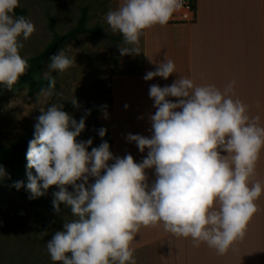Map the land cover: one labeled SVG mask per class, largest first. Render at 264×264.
I'll use <instances>...</instances> for the list:
<instances>
[{
    "label": "clouds",
    "instance_id": "1",
    "mask_svg": "<svg viewBox=\"0 0 264 264\" xmlns=\"http://www.w3.org/2000/svg\"><path fill=\"white\" fill-rule=\"evenodd\" d=\"M18 6L19 0H0V85L8 88L29 68L20 55L24 44L19 38L26 41L35 32L30 19L16 15ZM182 6L183 0H124L109 10L106 23L126 45L117 46L120 55L141 54L144 31L166 26ZM49 61L48 87L38 93L44 97L54 95L56 80L50 73L64 72L76 63L63 50ZM173 73L175 64L165 57L144 79L167 80ZM234 85L232 81L223 90L212 84L197 86L182 76L171 85H151L149 96L156 109L149 117L152 134L126 137L141 153L147 149L140 163L130 154L114 157L107 141L89 152L92 139L77 142L85 118L77 122L62 103L40 109L26 152L27 167L35 169L36 175L28 172L26 185L15 181L13 186L25 188L29 199L56 186L55 211L60 214L61 205L70 210L73 219H65L62 230L46 243L51 260L136 264L133 240L141 228L148 227L162 226L177 238H190L193 247L203 243L218 255L242 241L258 211L256 201L264 193L261 182L253 179L264 150V126L259 116H249L247 105L232 98ZM71 103L78 106L75 97ZM101 108L107 118V105ZM98 134L103 138L106 129ZM147 169L154 170L151 184ZM7 175L0 166V179Z\"/></svg>",
    "mask_w": 264,
    "mask_h": 264
},
{
    "label": "crops",
    "instance_id": "2",
    "mask_svg": "<svg viewBox=\"0 0 264 264\" xmlns=\"http://www.w3.org/2000/svg\"><path fill=\"white\" fill-rule=\"evenodd\" d=\"M123 2L110 0L107 10H115ZM140 48L141 54L118 60L108 79V116L105 118L101 111L97 117L110 136L114 157L130 154L135 162H142L147 149L141 153L135 142H128L127 134L151 136L149 117L156 109L149 88L153 84L171 85L181 76L197 86L212 84L221 90L235 81L232 98L247 105L249 116H259L264 126V0H195L191 23L146 29ZM165 57L174 62L176 73L167 80L155 77L146 81L145 74L155 71ZM168 99L175 102L177 98ZM146 175L151 184L154 170L147 169ZM253 179L264 186V150ZM256 204L258 211L245 238L225 255H218L203 243L193 247L190 238H177L162 226L148 227L141 228L133 240L136 264H264V193Z\"/></svg>",
    "mask_w": 264,
    "mask_h": 264
},
{
    "label": "rangeland",
    "instance_id": "3",
    "mask_svg": "<svg viewBox=\"0 0 264 264\" xmlns=\"http://www.w3.org/2000/svg\"><path fill=\"white\" fill-rule=\"evenodd\" d=\"M19 6L26 10V18L35 26L28 40L19 38L24 44L20 50L22 58L40 53L50 43V17L55 21L57 32L64 33L76 23L83 6L88 7V26H95L100 34L81 35L60 45L55 53L63 50L76 63L64 72L50 73L56 80L53 96H40L41 89H31L27 85L1 92L0 145L9 144L32 128L41 114L40 109L60 102L63 106L69 105L67 113L77 122L85 118V130L77 137V142L92 139L88 148L98 147L105 141V136L102 138L98 134L102 127L97 117L101 106H109V75L114 72L118 60L126 56H121L117 47L126 46L121 34L113 33L106 23L108 3L104 0H19ZM49 63L41 71L42 76L49 73ZM74 97L78 106L71 103ZM27 170L36 175L35 169L27 167ZM68 189L73 191L71 186ZM55 191H58L56 186L50 187L45 192L46 197L53 200ZM65 219H73L65 206L61 205L60 214L42 208L33 210L5 187L0 195V264H58L51 260L46 243L56 231L62 230Z\"/></svg>",
    "mask_w": 264,
    "mask_h": 264
},
{
    "label": "trees",
    "instance_id": "4",
    "mask_svg": "<svg viewBox=\"0 0 264 264\" xmlns=\"http://www.w3.org/2000/svg\"><path fill=\"white\" fill-rule=\"evenodd\" d=\"M193 1L195 7V0ZM105 2L109 5L110 0H104V3ZM87 10L88 7L83 6L76 23L64 33H58L55 27L54 19L52 17L49 18L48 29L51 35L50 43L40 53L24 58L28 61L29 68L27 69L26 73L19 78L18 82L13 87L27 85L31 89L47 88L48 80L45 78V76H42L41 71L45 69L46 64L49 62V57L58 50L60 45L62 43L74 41L81 35L100 34V31L95 26H88ZM15 13L16 15H23L26 17V10L20 6L15 9ZM7 88L8 87L5 85H0V94ZM110 102L111 100L109 99V105ZM68 108L69 105L63 106V110L65 112H67ZM33 134L34 126L25 133L19 135L9 144L0 145V166H3L6 173L8 174L6 178L0 179V195L2 194L5 187H7L21 199L26 207L33 210L42 208L48 210L50 213H54L55 209L53 206V200L46 197L45 194L34 199H29L30 193L25 188L17 190L13 186L15 181H23L26 185L28 183V172H31L33 175L32 171L27 170L26 159L28 142L33 138ZM104 140L107 141L111 146L112 141L107 132L105 134ZM90 149L92 148H87V150ZM90 182H94V180L90 179Z\"/></svg>",
    "mask_w": 264,
    "mask_h": 264
},
{
    "label": "built area",
    "instance_id": "5",
    "mask_svg": "<svg viewBox=\"0 0 264 264\" xmlns=\"http://www.w3.org/2000/svg\"><path fill=\"white\" fill-rule=\"evenodd\" d=\"M195 7L193 0H183L181 9L173 14L169 23H191L194 20Z\"/></svg>",
    "mask_w": 264,
    "mask_h": 264
}]
</instances>
